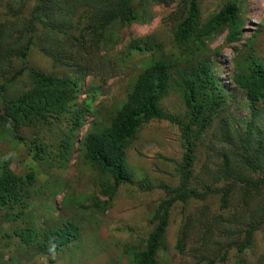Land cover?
Wrapping results in <instances>:
<instances>
[{"label":"trees","instance_id":"1","mask_svg":"<svg viewBox=\"0 0 264 264\" xmlns=\"http://www.w3.org/2000/svg\"><path fill=\"white\" fill-rule=\"evenodd\" d=\"M134 1L1 0L4 16H0V75L4 81L0 84V138L20 141L35 161H44L41 155L47 150L43 144L27 143L20 136L22 128L47 125L54 119L67 118L71 127L59 145L58 160L61 164L69 163L73 136L85 126V115L93 112L96 95L87 93L81 103L80 99L85 94L79 79L83 74V66L76 59L74 64L70 63L73 58L68 56L61 38L75 40L70 36L75 26L74 20L85 24L86 19L80 35L85 45L90 49L91 46L109 44L111 36L108 32L114 25L130 27L149 20L146 14L136 8ZM248 1L229 0L202 25L199 2L190 0L186 16L176 31V42L202 52L212 38L228 31L227 44L236 45L243 38L242 7ZM30 4L33 7L27 12ZM35 46L56 63L69 61L67 65L75 69L77 77L60 78L29 68L28 55ZM128 48L129 53L157 51L151 41L143 39H131ZM157 53L159 51L144 62L126 100L115 111L110 123L107 126H94L82 140L80 149L83 161L102 176L97 187L106 198L104 201L94 198L91 207L105 212L121 186L134 185L127 164L129 139L150 121H168L178 125L181 131L184 154L176 168L179 185L175 188L164 184L154 187L143 182L145 190L161 189L165 198L153 213L151 224L154 227L144 250L135 253V264H158L157 256L164 247L170 212L176 204L186 206L192 201L205 202L214 197L219 200L221 215L214 214L204 220L203 237L207 239L210 231L216 227L218 230L226 220L234 217L240 225L224 234L227 237L224 242L236 250L238 257L234 264H247L240 256L254 246L256 233L264 227V202L260 203L264 196V130L249 121L246 131L238 134V140L235 141L227 128H221L226 147L220 154L218 169L209 174L213 183L201 178L195 184L198 143L224 109L227 91L217 80L210 59L189 64L177 57L166 59ZM172 59L178 66L172 63ZM15 63H20L22 68L12 70ZM27 71L31 84L18 90L20 94L15 98L8 96ZM232 81L245 94L254 117L257 114L254 110L256 106L264 103L263 60L249 53L236 66ZM172 89H178L181 93L186 110L183 120L168 115L161 107V102ZM35 182V173L18 176L12 171L8 160L0 162V229L3 223L13 226L11 234L6 230L0 232V242H8L4 245L8 247L9 242L16 237L22 247L36 250L45 256L57 255L78 239V225L71 220L53 223V226L40 223L39 218L29 211L33 202L31 189ZM67 202L70 200L67 199ZM21 222L25 223L24 227H21ZM190 223L186 225L190 226ZM182 244L183 240L180 239L179 250H182ZM2 256L0 252V264H16L11 257L2 263ZM204 260L207 264H214L209 258L205 257ZM259 260L260 264H264V255Z\"/></svg>","mask_w":264,"mask_h":264},{"label":"rangeland","instance_id":"2","mask_svg":"<svg viewBox=\"0 0 264 264\" xmlns=\"http://www.w3.org/2000/svg\"><path fill=\"white\" fill-rule=\"evenodd\" d=\"M189 1L135 0L136 8L146 14L149 20L130 27L114 25L108 32L111 36L109 44L91 46L90 49L85 45L80 35L86 19L85 24L74 20L75 26L70 31V36L75 40L61 38L68 56L73 58L70 63L74 64L76 59L83 66V74L79 79L85 94L80 99L81 103L86 99L87 93L96 95L93 112L85 115V126L73 136L70 161L61 164L58 160L59 145L71 127L67 118H61L54 119L47 125L24 127L20 132L27 143L43 144L47 150L41 155L44 161H35L25 144L20 141L0 138V162L8 160L12 171L18 176L35 173L36 182L31 189L33 202L29 211L39 218L40 223L53 226V223L71 220L78 225L79 237L67 250L53 256H45L36 250L22 247L16 237L9 242L8 247H4L8 242L1 241L2 263L11 257L16 264H135V253L144 250L154 227L151 224L153 213L165 198L161 189L145 190L143 182L154 187L164 184L175 188L179 185L176 168L184 154L180 128L168 121L153 120L129 139L127 164L134 185L121 186L105 212L91 207L94 198H99L100 201L106 198L99 193L97 187L102 176L84 163L80 145L86 133L94 126H107L110 123L115 111L126 100L144 62L157 51V55L166 59L177 57L189 64L210 59L217 80L227 91L224 109L198 143L194 167L195 184L201 178L211 182L209 174L215 173L221 163L220 154L226 147L221 128H227L235 141L238 140V134L246 131L249 121L264 130V103L256 106L254 110L257 114L252 117L245 94L232 81L236 66L249 53L264 62V0H249L243 5V38L239 43L227 44L228 31H225L212 38L202 52L189 46H181L175 40L178 26L186 16ZM228 1L198 0L201 24H206ZM1 6L3 5H0V16L3 17L4 9ZM32 7L33 4L27 6V12ZM131 39L151 41L157 51L129 53ZM75 42L78 43L72 45ZM172 61L178 66L174 59ZM68 62H54L38 46L28 55L31 69L60 78L77 77L75 69L67 65ZM21 68L20 63H15L12 70ZM175 78L178 79L176 73ZM3 81L4 78L0 75V84ZM29 84L31 80L27 71L8 96L15 98L20 94L18 90ZM180 95L178 89H172L161 102V107L168 115L183 120L186 110ZM67 199L70 200L69 203ZM263 202L264 196L260 203ZM214 214L221 215L220 203L216 197L205 202L192 201L186 206L176 204L170 212L164 247L157 256L158 264H207L205 257L214 264H234L238 256L236 250L224 242L227 240L224 234L240 224L234 217L229 218L218 230L216 227L210 231L211 234L205 239L203 222ZM186 223H190V226ZM20 225L24 227L25 223L21 222ZM12 229L13 226L3 223L0 232L6 230L11 234ZM180 239L183 240L182 250L178 249ZM262 255L264 227L256 233L254 246L240 257L247 264H260Z\"/></svg>","mask_w":264,"mask_h":264}]
</instances>
